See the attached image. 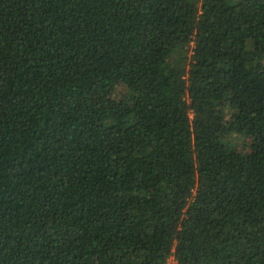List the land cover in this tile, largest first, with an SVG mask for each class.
<instances>
[{
	"label": "trees",
	"instance_id": "obj_1",
	"mask_svg": "<svg viewBox=\"0 0 264 264\" xmlns=\"http://www.w3.org/2000/svg\"><path fill=\"white\" fill-rule=\"evenodd\" d=\"M170 257L264 264V0H0V264Z\"/></svg>",
	"mask_w": 264,
	"mask_h": 264
},
{
	"label": "built area",
	"instance_id": "obj_2",
	"mask_svg": "<svg viewBox=\"0 0 264 264\" xmlns=\"http://www.w3.org/2000/svg\"><path fill=\"white\" fill-rule=\"evenodd\" d=\"M175 264V260L173 257L168 258L167 264Z\"/></svg>",
	"mask_w": 264,
	"mask_h": 264
}]
</instances>
